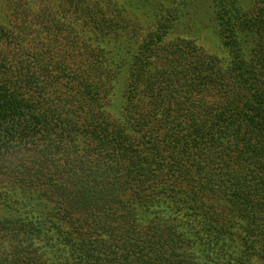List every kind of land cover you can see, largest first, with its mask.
Instances as JSON below:
<instances>
[{
  "label": "trees",
  "instance_id": "obj_1",
  "mask_svg": "<svg viewBox=\"0 0 264 264\" xmlns=\"http://www.w3.org/2000/svg\"><path fill=\"white\" fill-rule=\"evenodd\" d=\"M0 264H264V0H0Z\"/></svg>",
  "mask_w": 264,
  "mask_h": 264
},
{
  "label": "rangeland",
  "instance_id": "obj_2",
  "mask_svg": "<svg viewBox=\"0 0 264 264\" xmlns=\"http://www.w3.org/2000/svg\"><path fill=\"white\" fill-rule=\"evenodd\" d=\"M208 22V21H204ZM202 32L200 33L199 40H197V44L201 47V49L208 52H216L219 53V49L217 48L215 37L212 32L208 29L209 24H203Z\"/></svg>",
  "mask_w": 264,
  "mask_h": 264
}]
</instances>
